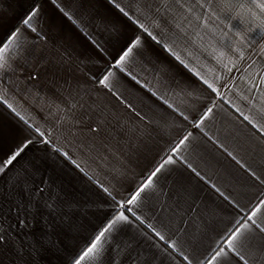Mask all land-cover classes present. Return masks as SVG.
Masks as SVG:
<instances>
[{"label":"crops","instance_id":"1","mask_svg":"<svg viewBox=\"0 0 264 264\" xmlns=\"http://www.w3.org/2000/svg\"><path fill=\"white\" fill-rule=\"evenodd\" d=\"M260 2L0 0V264H264Z\"/></svg>","mask_w":264,"mask_h":264},{"label":"snow or ice","instance_id":"2","mask_svg":"<svg viewBox=\"0 0 264 264\" xmlns=\"http://www.w3.org/2000/svg\"><path fill=\"white\" fill-rule=\"evenodd\" d=\"M118 7V5H117ZM258 7L261 10H264V2H260L258 4ZM122 11V10H121ZM34 14V13H33ZM32 19V17L30 16L28 19H26L24 21V24L28 25L30 23V20ZM258 27L264 28V22H262L260 25H258ZM16 35L15 32H13L11 34V36L8 38L9 40H11L12 37H14ZM0 44H3V47H0V68L4 67V63H3V53L7 50L8 48V44L4 43L2 40H0ZM129 51H131V49H129ZM125 56H127V53L124 54V56L120 57V60L122 61ZM120 61H117V63H119ZM107 79V77H105V80ZM104 80H101L100 83H104ZM9 107H11V105H9ZM23 151V148H21L19 151L15 152L13 155H11L7 160L4 161H0V172H3L5 170V168L8 165H11L13 163V161H15L17 159V157L20 155V153ZM160 169H156V172H153L152 175L155 176L157 172H159ZM149 183H151V177L149 178ZM145 187H147V185H145ZM141 191H143V189H141ZM137 195H139V193H137ZM136 200V196H134L132 198V200H129L128 203L131 204ZM253 215H255V213H253ZM251 219V218H250ZM116 220H127V217L124 216L123 214H121L120 216H118L116 218ZM116 223V221H112L111 223L108 224L107 227H105L103 230H101L99 232L98 235L95 236V238L91 241L90 246L87 247V249L85 251H83V253L81 255H79V257L74 261V264H82V261H84L85 259L94 257V254L98 253L99 249L98 246L101 243V240L103 237H105V234L107 232H109V230L113 227V225ZM264 230V229H262ZM239 229H237L236 233L233 234V237L231 240H229V247H232V241L235 240L237 238V235L239 234ZM3 240V236H0V241ZM220 253H217V256H219ZM241 260H243V256L240 257ZM245 264H247V262L245 261Z\"/></svg>","mask_w":264,"mask_h":264}]
</instances>
